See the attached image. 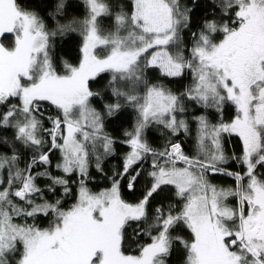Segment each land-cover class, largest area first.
<instances>
[{"label": "snow or ice", "instance_id": "1", "mask_svg": "<svg viewBox=\"0 0 264 264\" xmlns=\"http://www.w3.org/2000/svg\"><path fill=\"white\" fill-rule=\"evenodd\" d=\"M0 264H264V0H0Z\"/></svg>", "mask_w": 264, "mask_h": 264}]
</instances>
